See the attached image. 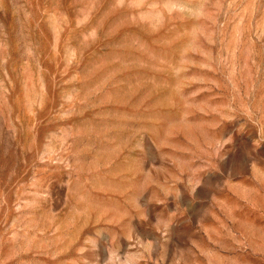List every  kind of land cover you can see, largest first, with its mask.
Returning <instances> with one entry per match:
<instances>
[{"label":"rangeland","instance_id":"obj_1","mask_svg":"<svg viewBox=\"0 0 264 264\" xmlns=\"http://www.w3.org/2000/svg\"><path fill=\"white\" fill-rule=\"evenodd\" d=\"M0 264H264V0H0Z\"/></svg>","mask_w":264,"mask_h":264}]
</instances>
